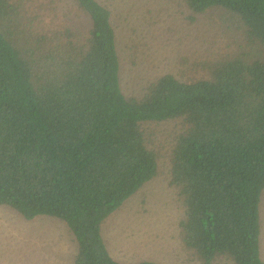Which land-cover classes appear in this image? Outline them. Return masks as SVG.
Segmentation results:
<instances>
[{
	"label": "trees",
	"instance_id": "obj_1",
	"mask_svg": "<svg viewBox=\"0 0 264 264\" xmlns=\"http://www.w3.org/2000/svg\"><path fill=\"white\" fill-rule=\"evenodd\" d=\"M183 1L237 18L259 55L219 59L207 78L164 74L127 97L108 5L73 0L75 16L52 29L28 0H0V205L65 222L74 264H122L102 225L158 174L142 124L178 118L170 182L183 245L200 264H264V0Z\"/></svg>",
	"mask_w": 264,
	"mask_h": 264
},
{
	"label": "rangeland",
	"instance_id": "obj_2",
	"mask_svg": "<svg viewBox=\"0 0 264 264\" xmlns=\"http://www.w3.org/2000/svg\"><path fill=\"white\" fill-rule=\"evenodd\" d=\"M99 1L112 11L121 86L127 97H141L164 74L186 81L207 78L209 67L219 59L254 58L260 52L249 43L239 20L222 8L195 14L183 0ZM28 5L52 29L61 28L76 13L73 0H28ZM142 128L158 152V174L105 220V243L122 264H200L182 243L179 223L184 208L178 188L170 182L171 150L183 129L182 120L144 122ZM261 218L264 260V191ZM77 250L75 236L62 220L51 216L27 220L0 205V264H74ZM214 264L236 263L220 255Z\"/></svg>",
	"mask_w": 264,
	"mask_h": 264
}]
</instances>
